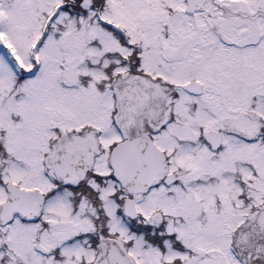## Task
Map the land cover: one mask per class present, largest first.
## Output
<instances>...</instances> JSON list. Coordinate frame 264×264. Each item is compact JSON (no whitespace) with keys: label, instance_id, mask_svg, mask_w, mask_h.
I'll use <instances>...</instances> for the list:
<instances>
[{"label":"snow or ice","instance_id":"obj_1","mask_svg":"<svg viewBox=\"0 0 264 264\" xmlns=\"http://www.w3.org/2000/svg\"><path fill=\"white\" fill-rule=\"evenodd\" d=\"M0 264H264V0H0Z\"/></svg>","mask_w":264,"mask_h":264}]
</instances>
